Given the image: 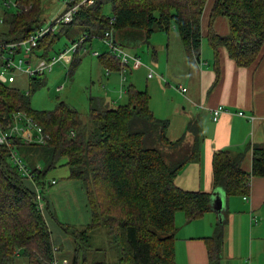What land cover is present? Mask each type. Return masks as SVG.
Wrapping results in <instances>:
<instances>
[{
	"label": "trees",
	"instance_id": "16d2710c",
	"mask_svg": "<svg viewBox=\"0 0 264 264\" xmlns=\"http://www.w3.org/2000/svg\"><path fill=\"white\" fill-rule=\"evenodd\" d=\"M38 1L18 0L17 15L4 16L7 31L0 34V41H22L40 28ZM80 1L75 0V4ZM206 1L95 0L90 6L80 7L72 23L65 25L61 33L71 44L83 34L89 39L101 38L111 30L116 43L128 49L148 43L154 32L167 33L174 27L186 50L193 55L200 48V16ZM104 4L112 6V17L104 16ZM28 7L31 9L26 11ZM65 7L67 10L69 6ZM221 16L228 20L229 33L220 36L210 30L209 42L214 52L223 47L238 66L251 65L264 46V0H215L210 23ZM59 38L58 34H48L33 53L40 52V57L48 58ZM81 48L85 50L84 42ZM110 55L97 58L106 71L120 73L119 61ZM78 63L75 58L72 71ZM42 77L29 78V83L40 87L44 85ZM126 94L127 104L118 107H111L102 99H91L86 124L90 132H87L81 116L69 105L61 102L53 111L33 112L29 92L21 94L12 86L0 85V111L25 112L50 136L45 147L19 144V151L29 165L33 164L25 152L43 150L39 158H45V168L37 173L36 184L44 185L47 172L64 160L69 179L82 183L89 203H94L89 226L81 230L63 227L72 239L71 264H107L98 262L97 257L88 259L90 253L100 255L87 246L88 234L102 226L108 227L110 237L119 246L117 264H175L176 214L182 213L186 222H192L211 209L209 193L184 190L175 184L183 168L199 158L202 143L199 121L191 119L187 124L185 134L194 137L190 148L183 146L185 136L170 142L169 122L154 117L148 107L147 91L138 92L130 86ZM75 128L80 132L77 136L72 132ZM165 150H171L172 155H166ZM252 154V169L246 173L241 168L244 154L235 157L228 151L214 153V188H222L227 196L247 195L250 178L264 177V145H254ZM111 196L117 207L128 209V213L119 217L99 209V200L103 197L107 202ZM206 244L211 262L218 261L219 238H209ZM16 256L25 259L26 264H52L53 243L30 184L22 179L6 150L0 147V264H13Z\"/></svg>",
	"mask_w": 264,
	"mask_h": 264
},
{
	"label": "crops",
	"instance_id": "0c3cea01",
	"mask_svg": "<svg viewBox=\"0 0 264 264\" xmlns=\"http://www.w3.org/2000/svg\"><path fill=\"white\" fill-rule=\"evenodd\" d=\"M214 2L207 0L200 16L201 42L197 54L190 55L174 27L167 33L161 31L167 35L163 43L153 42L152 37L156 32L148 42H152V51L147 50L152 61L146 64V69L149 72L153 67L157 73H161L158 75L152 70L154 77L148 78L147 74L148 80L157 77L162 82L164 76L180 72L185 73L189 80L188 85L180 84L175 89L178 95L175 107L171 102L168 105L165 103L168 90L163 85L166 83L157 81L149 84L150 111L155 118L168 120L167 139L170 142L185 136L183 146L191 147L194 137L185 134L191 119L199 121L202 136L198 160L183 168L175 184L184 190L211 195V209L199 219L186 222L182 213L176 214L174 260L175 264H264V177L250 178L247 195L227 196L222 188H214L212 172L214 153L228 151L235 157L244 154L241 168L250 173L252 149L254 145H264V46L256 61L247 67L238 66L223 47L214 52L209 42L210 30L220 36L229 33L226 17H218L210 23ZM110 73L106 71V75ZM180 87L186 88V93H181ZM159 95L161 101L156 104L153 96ZM218 106L226 107L229 113L222 114L214 122L210 110ZM239 111L244 113V117L234 114ZM164 152L168 156L172 155L171 150ZM66 181V186L56 190L55 194L62 205L59 208L61 212L53 213L48 204L47 207L60 224L84 229L91 224L92 217L86 209L83 186L69 177ZM215 195L223 199L224 206L220 213L212 208ZM66 200H69V204ZM56 227L53 223L51 229ZM216 237L219 238L220 258L212 263L206 240ZM63 238L62 245H59L60 252L62 258L70 260L73 253L72 239L68 235ZM91 255L97 257L95 253Z\"/></svg>",
	"mask_w": 264,
	"mask_h": 264
},
{
	"label": "rangeland",
	"instance_id": "374dc122",
	"mask_svg": "<svg viewBox=\"0 0 264 264\" xmlns=\"http://www.w3.org/2000/svg\"><path fill=\"white\" fill-rule=\"evenodd\" d=\"M37 3L40 13L38 25L42 28H48L56 17L61 16L65 12L67 0H39ZM30 9L31 7L28 10ZM18 11H20L18 0H0V20H3L5 15H17ZM103 14L105 17H112V6L110 4H104ZM63 27L64 26H61L56 32H54V34H58L60 38L53 44V48L49 52L48 58L57 56L70 46L69 38L61 33ZM6 31L7 26H4L2 22L0 24V34ZM154 34L155 36L152 34V40L154 43L159 44L166 41L165 39L167 35L165 33L156 32ZM83 36L84 34L80 38ZM150 39L151 37L148 42ZM84 43L85 50L81 48L78 52L76 58L79 60V63L73 71V59L75 58V55L70 53L62 63L54 66L50 73H45L43 75L42 81H44V85H41L40 87L31 86L29 79L18 73L16 74L15 84L11 86L16 88L21 94L30 93V110L33 112L53 111L56 105L61 102L69 105L79 113L82 121L84 122V126H87V132H90V127L86 124H88L89 103L91 99H102L103 103H109L111 107L126 105L128 100L126 90L128 87L131 86L138 92L147 91L148 95H150L147 90V86L151 83L161 81L160 78L157 77L151 80H148L146 77L149 73L148 69H146V64H150L152 61L151 54H149L147 50H150V52L152 51V42H150V44H139L133 49L126 48L128 50L127 53L130 56L136 55L141 65H138V67L134 69L133 63L130 62L129 71L124 73L125 80L123 82L120 80L119 73L112 72L109 75H106L105 67L100 63L97 56H94V53L99 56L111 54L110 48L97 36L86 40ZM34 56L40 57V52H36ZM34 56L32 57L31 65H34ZM17 57L21 58L23 57V54H19ZM24 67H26V65H24ZM151 69L157 73L153 67H151ZM157 74L160 75L161 73L158 72ZM161 83L167 84L163 85V87L168 90L165 103L168 105V103L171 102L172 106L175 107L176 100L178 99V95H176L177 91L175 89L179 87L180 84L188 85L189 80L185 73L180 72L173 73L168 77L164 76ZM160 98V95L158 97L153 96V100L156 104L161 101ZM72 132L74 135L76 134V136L77 134H80L77 128H75ZM42 151L43 150L40 149L38 151L29 150L25 152L27 153L26 157L30 161L29 163L33 164H28L30 167L34 168L36 166H40L42 169L45 168V158H39L41 153H43ZM63 164L64 160L59 161L55 168L50 169L46 175L47 180H57V185L52 188L53 190L51 189V192H46L44 197L45 203H47L53 213L55 212L56 214H59L61 212L59 211V208H62L59 197L55 195L56 190H60L62 187L66 186L64 184L67 182L66 179H68L70 175L68 167ZM82 191L86 197V209L90 212L92 217L91 211L94 209V203L93 201L89 203L84 186ZM66 202L69 204V200H66ZM101 208L103 211L109 210L112 215L119 217L128 213V209L122 210L117 207V202L112 196L111 200H107V202L106 200H103V197L99 200V209ZM51 214L52 213H50L46 205L45 212L42 216L47 225L50 227L51 240L54 250L52 264H71V259L67 260L62 258L60 252L61 248L59 245H62V241L64 239L63 236L67 235L65 230H63V227L73 226L68 224L60 225V222L57 221ZM53 223H55L57 227L52 230L51 226ZM87 246L89 248L99 250L100 255L97 256L98 262L106 261L107 264H117L120 256V249L117 243L110 237L108 227L102 226L91 230L88 234ZM91 254L92 253L88 255V259L92 258ZM13 264H26V261L20 256H16Z\"/></svg>",
	"mask_w": 264,
	"mask_h": 264
},
{
	"label": "built area",
	"instance_id": "2783aa9c",
	"mask_svg": "<svg viewBox=\"0 0 264 264\" xmlns=\"http://www.w3.org/2000/svg\"><path fill=\"white\" fill-rule=\"evenodd\" d=\"M95 0H81L75 4V0H67L68 9L54 21L48 28L36 29L27 39L16 42L0 41V85L10 87L16 82V74L20 73L28 79L35 76H43L50 73L54 66L62 63L70 53L77 54L83 42L89 39L87 36L74 41L62 53L51 58H42L34 56L33 50L37 48L39 42L48 34L54 33L61 26L70 25L74 15L82 6H90ZM30 7L26 8L27 11ZM3 20H0V24ZM93 37H90V39ZM100 40L111 50L113 58L117 59L121 66V81L125 80L124 73L129 71L130 62L134 69L141 65L137 57L130 56L127 51L118 45L114 39L113 31H107ZM19 54L23 57L18 58ZM35 57L32 64V57ZM94 56L98 54L94 53ZM26 65V67H24ZM154 73L149 70L148 78H153ZM181 93H186V88H179ZM229 111L224 106H218L210 110L211 118L214 122L218 121L222 114H228ZM235 115L244 117L243 112H234ZM253 120V117H248ZM50 142V136L45 130L28 114L22 111L3 113L0 111V147L4 148L11 164L17 169L22 179L29 183L32 194L35 197L37 210L42 214L45 212L46 205L44 201L45 193L57 185L56 179L45 181L44 185L38 186L35 182L36 175L41 171L40 166L30 167L19 151V144L25 146L45 147ZM246 199V198H244ZM247 200V199H246Z\"/></svg>",
	"mask_w": 264,
	"mask_h": 264
},
{
	"label": "water",
	"instance_id": "95a60500",
	"mask_svg": "<svg viewBox=\"0 0 264 264\" xmlns=\"http://www.w3.org/2000/svg\"><path fill=\"white\" fill-rule=\"evenodd\" d=\"M223 206H224L223 199L220 196L215 195L213 200H212V208L217 213H220L222 211Z\"/></svg>",
	"mask_w": 264,
	"mask_h": 264
}]
</instances>
